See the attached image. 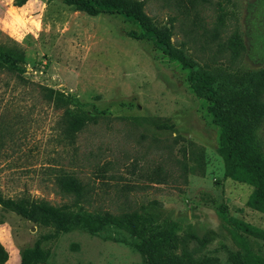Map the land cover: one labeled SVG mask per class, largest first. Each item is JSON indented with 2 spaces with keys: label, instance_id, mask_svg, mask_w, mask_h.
Segmentation results:
<instances>
[{
  "label": "rangeland",
  "instance_id": "1",
  "mask_svg": "<svg viewBox=\"0 0 264 264\" xmlns=\"http://www.w3.org/2000/svg\"><path fill=\"white\" fill-rule=\"evenodd\" d=\"M13 1L0 0V41L14 42L24 59L20 75L0 69V193L107 219L60 228L48 215L0 207L5 264H146L136 245L160 232L172 239L153 251L158 264H242L234 234L240 224L264 231V214L246 206L250 186L223 178L218 126L186 70L119 14L89 15L65 0ZM128 1L173 50L222 86L248 88L251 104L264 101V65L249 37L259 18L248 4L259 0ZM232 32L241 42L233 50ZM40 86L76 97L70 107L90 116L73 140L62 138L61 110ZM242 120L264 156V114L246 109ZM59 172L82 181L84 202L57 191ZM241 234L264 257V240Z\"/></svg>",
  "mask_w": 264,
  "mask_h": 264
},
{
  "label": "trees",
  "instance_id": "2",
  "mask_svg": "<svg viewBox=\"0 0 264 264\" xmlns=\"http://www.w3.org/2000/svg\"><path fill=\"white\" fill-rule=\"evenodd\" d=\"M27 1L14 0L13 4L21 6ZM186 1L190 6L198 3V0ZM65 2L73 5L76 10L89 15H96L100 12L121 15L125 20L140 28L141 37L149 40L154 47L169 59L177 61L186 70V80L193 94L206 102L207 112L210 114L212 122L218 126L217 151L223 161V178L250 186L252 190L246 206L264 214V156L255 147L251 136L243 126L242 120V113L246 109H250L257 115H263L264 101L251 104L247 96L248 88L230 89L227 86H222L224 84L216 81L209 72L199 69L181 53L173 50L168 34L155 27L133 2L128 0H65ZM254 5L248 4V9L252 12L253 7H256L254 14L258 16L259 22L252 21L249 23L251 30L249 37L255 54L264 65V20H261V17H264V0H259L256 6ZM226 42L227 47L232 50L241 43L237 32H232ZM23 59V51L14 42L0 41V69L20 75ZM259 79L264 88V70L259 73ZM40 90L44 100L50 102L54 108L61 110L59 119L62 138L67 141L73 140L90 119V116L70 107V104L78 103L76 97L69 95L66 98L60 92L46 86H40ZM145 119L149 122L152 121L150 117ZM54 184L60 194L71 197L75 203L85 201L83 196L84 184L74 174L59 172L54 176ZM0 207L28 218L35 212L48 215L60 228L70 223L83 222L91 229V224L102 225L107 219L105 216L95 213L66 215V205L56 207L43 199H32L25 196L5 197L1 193ZM238 228L241 232L235 233L234 238L239 244L242 264H264V257L254 253L241 234L247 231L249 234L264 240V231L247 224H240ZM171 239L169 234L160 232L142 240L136 247L142 253L146 264H158L152 260L153 251L158 244L167 245ZM7 260L8 252L0 242V264H5ZM30 264L46 263L35 258Z\"/></svg>",
  "mask_w": 264,
  "mask_h": 264
}]
</instances>
